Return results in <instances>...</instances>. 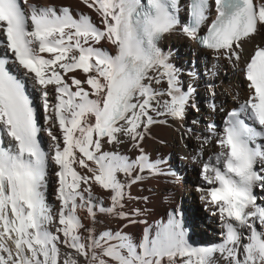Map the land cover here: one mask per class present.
<instances>
[{
	"label": "snow or ice",
	"instance_id": "1",
	"mask_svg": "<svg viewBox=\"0 0 264 264\" xmlns=\"http://www.w3.org/2000/svg\"><path fill=\"white\" fill-rule=\"evenodd\" d=\"M79 4L91 14L0 0V264H264V200L255 194L264 191V42L255 43L264 0ZM173 35L211 57L213 76L227 62L246 85L245 98L232 97L237 107L209 105L223 127L209 122L196 136V158L218 149L201 160L207 187L197 188L220 227L206 246L190 242L179 208L155 224L138 219L146 210H125L148 201L132 196L133 185L176 177L144 147L152 127L200 111L196 74L185 87L163 50ZM135 224L145 225L139 235L126 231Z\"/></svg>",
	"mask_w": 264,
	"mask_h": 264
},
{
	"label": "bare ground",
	"instance_id": "2",
	"mask_svg": "<svg viewBox=\"0 0 264 264\" xmlns=\"http://www.w3.org/2000/svg\"><path fill=\"white\" fill-rule=\"evenodd\" d=\"M29 3H38L43 6L49 4L72 6L74 10L79 9L91 14L90 10L79 4V0H29ZM262 42H264V37H256L255 43ZM247 47L251 51L252 45ZM163 50L171 51V63L182 71L185 87L192 83L187 73L196 74L193 87L196 89L195 99L197 95L203 98L199 113L204 117V122L193 125V120L188 114L191 109L189 108L183 121L169 120L168 124L152 127L149 137L144 142V147L153 158L166 159L165 167L171 168L176 173V177L175 179L172 177L155 178L133 185L132 196H147L148 201L146 203L143 200L129 201L126 203L125 210L131 211L137 207L142 211L146 210V214L138 219L155 224L166 222L168 214L179 208L184 214L185 225L189 229L190 242L194 246L211 245L220 240L219 221L205 211L200 199L201 193L197 191V188L207 187L201 177V160L206 162L208 157L218 149L214 145H208L205 155L200 159L196 158L200 146L196 136L199 135L202 138L207 135L206 126L209 122H214L220 128L223 127L225 118L223 113L212 112L209 105L214 102L218 108L223 106L226 110H231L237 104L232 99L233 95L240 93L241 99L245 98L246 85L243 77L237 74L227 62H221L214 70L216 74L213 76L207 70L212 67L211 57L199 50L195 44L178 35L169 37L163 44ZM213 90L216 92L215 99L210 95V91ZM190 128L195 129L194 134L187 133ZM42 135L45 141L43 146L47 150L48 137L46 133ZM121 151H126V149H121ZM127 154L132 155V153ZM54 170H56L55 166H53ZM56 183L55 175H50L48 202L54 206L58 204L55 201ZM97 191L102 190L97 189ZM255 194L259 200H264V191L256 190ZM144 227V224L130 225L126 231L139 235Z\"/></svg>",
	"mask_w": 264,
	"mask_h": 264
},
{
	"label": "rangeland",
	"instance_id": "3",
	"mask_svg": "<svg viewBox=\"0 0 264 264\" xmlns=\"http://www.w3.org/2000/svg\"><path fill=\"white\" fill-rule=\"evenodd\" d=\"M203 98L200 96V95H197L196 96V102H197V105H198V107H199V109H200V107H201V104H202V102H203V100H202ZM237 106V104L235 105V107ZM192 109H189V111H188V114H189V117L192 119V120H196V121H198V124L199 123H202V122H204V117L202 116V115H200V113L199 112H196V111H194V110H192ZM180 175H181V172H180ZM48 195H50V191L48 192ZM190 233H191V231H190Z\"/></svg>",
	"mask_w": 264,
	"mask_h": 264
}]
</instances>
